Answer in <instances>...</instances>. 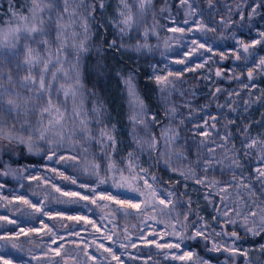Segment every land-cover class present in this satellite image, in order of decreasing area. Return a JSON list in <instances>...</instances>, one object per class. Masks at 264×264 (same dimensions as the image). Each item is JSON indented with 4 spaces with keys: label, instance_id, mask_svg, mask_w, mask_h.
<instances>
[{
    "label": "rangeland",
    "instance_id": "1",
    "mask_svg": "<svg viewBox=\"0 0 264 264\" xmlns=\"http://www.w3.org/2000/svg\"><path fill=\"white\" fill-rule=\"evenodd\" d=\"M156 1L151 0V4L141 12L138 0H127L134 23L131 28L122 31L124 25L120 22V0H104L103 9L100 8L99 0H84V7H77L80 0H74L72 6L76 8V15L72 19L76 23L67 29L62 38L66 47H63L59 55L63 67L59 82H64V72L69 74V83H74L75 77L79 75L82 84L79 91L82 96L78 95L77 104L82 103V115L87 113L89 130L94 137L90 142L81 140L79 121L72 116L71 98L65 105L67 115L63 141L51 132L48 136L52 143L38 138V113L25 116L22 112L18 115L15 111H6L9 107L6 103L8 94L13 97L17 94L20 97L31 94L20 87L23 77L28 73V67L23 65L24 44L28 43L36 48L41 55H45V46L22 38L16 49L11 50L19 52L18 57H13L9 49H0V93H4L5 101L0 105V127L16 137L13 139L16 141H19L20 136L27 140V130L30 128L33 132L31 153L42 161L35 170L25 173L23 171L28 165L25 161L15 166L12 170L14 175L18 177L24 173L23 180H17L15 185L0 182V217H4L0 219V235L15 237L19 226L28 225L35 230L27 235H20L18 239L0 240V245L6 246L0 251L10 256L16 264H116L97 245L111 248L120 257L121 264H176L174 260L156 263L154 260L164 258L167 253H157L155 245L145 244V241L152 243L151 240L156 239L147 237L150 236L147 231L150 228L146 227L145 215H151L149 210L136 218L132 215L127 219L121 215L112 218L107 209H101L90 201L80 200L78 196L61 195V192H77L91 197V192L79 187L80 184L95 186L96 183V176L84 170L83 160L95 157L96 162L101 164L100 175L105 174L108 162L96 143L100 129L105 126L110 129L115 126L117 151H108L118 167L124 168L127 163L124 157L128 152L135 151L138 163L149 169V179L154 174L158 181L156 186L162 192L171 190L176 193L174 202L180 200L176 210L171 215L162 214L163 218H167L175 226V231L186 235L190 229L192 235L197 227H201L205 233V237H199L196 241L184 240L179 250L172 249L168 254L181 255L188 250L197 257L208 260L209 264H232L237 260L236 256H232L231 262L227 258L211 261L200 255L195 248L184 246V243L190 242L201 247L206 245L209 250L215 243L218 250L211 251L215 257L236 249L238 253H245L239 264H264V231H259V217L251 216L252 211H260L257 206L259 201L256 197L243 194L238 197L234 189L229 188L232 195L226 203H221L220 196L215 194L216 188L210 184L215 180L218 187L234 185L237 182L233 180L235 175L253 184L257 196L264 197V186L255 179V169L264 167V164L260 162L256 149L245 147L253 138L264 137V83L257 80L259 76L264 77V72L256 70L251 81L247 75L249 70L256 67L264 52L249 49L253 56L248 57L247 61L243 58L242 49L238 52L242 57L240 60L232 55L240 48L237 40L250 44L259 39V33L264 32V10L259 7L257 0H212L211 7L208 0H199L195 6L189 1L190 11L186 18L180 21L173 16L168 18V30L182 28L185 31L183 34L169 31L165 39L166 51L160 55L159 61V56L153 50L148 25L149 15L154 10ZM57 2L59 7L51 10V17L44 15L45 28L51 27V30L43 38L50 40L53 62L57 59V47H61L56 41L55 20L57 12L63 13V0ZM49 19L52 21L51 26L48 24ZM83 20L88 24L87 33L81 27ZM185 20L188 22L185 23ZM64 21L69 22L67 15H64ZM197 22L214 31H198ZM72 33L76 35L73 36ZM193 40L211 47L212 51L196 48L191 43ZM81 41L84 42L85 50L78 52L73 45H79ZM190 49L195 50L189 54ZM177 60L185 62L178 64L175 62ZM17 64L21 67H17ZM197 64H202L203 67L197 68ZM190 68L195 71H190ZM39 71V67L33 69L37 77ZM217 71L221 72V77L216 76ZM169 72L177 74L178 78L168 77L171 84L157 85L155 77L167 76ZM48 78H51L50 73ZM129 80L144 104L143 119L147 127L140 123L134 125L130 119L133 112H139L140 109L132 103L129 96L126 83ZM53 97L59 103H65L62 93L53 92ZM145 97H150L153 104ZM94 108H100L98 115L93 112ZM212 117L216 119L213 120ZM169 129L177 136L173 149L179 154V158L172 155L171 167L165 162L167 156H161V153L172 151L163 138L164 132ZM204 131L211 135L203 137L201 133ZM69 136H73L72 141L68 139ZM134 137L148 142L155 137V149L149 143L137 145ZM201 140H205V143L201 144ZM21 144L28 149L26 143ZM209 149L214 151L210 152ZM69 155L77 159H60ZM49 157L53 158L52 163L46 162ZM233 158L239 161V167L233 164ZM187 169H191L195 178L205 180V183L198 184L195 178L186 179L179 175L180 170ZM59 173L70 179H63ZM72 178L76 180V184L71 183ZM57 187L61 192L55 190ZM101 188H109L115 192L110 189V184L102 185ZM20 198L28 199L41 207V212H35L33 208L23 204ZM237 200L242 202L237 204L234 202ZM40 201H43L42 206ZM237 207L240 209L239 216L235 211ZM218 210L220 213L227 211L228 216L218 214ZM44 212L49 215H44ZM185 214L188 216L187 221L184 220ZM67 215L81 216L84 219L68 220L64 218ZM245 215L248 216L246 225ZM229 219H234L236 223H228ZM9 220L15 223H9ZM253 221L257 223L254 224ZM184 224L188 225L187 231L183 228ZM249 228H256L257 234L253 235L248 231ZM162 229L163 227L156 225L154 231ZM232 232H236L237 236L233 238ZM155 242L180 243L174 235ZM13 243L20 245L22 250L18 252L12 249ZM59 245H63L61 256L48 251ZM226 248L229 250L225 251ZM85 251L93 257L92 260L84 254ZM69 254L74 259H69ZM31 255L39 259L30 260ZM195 259L193 257V261ZM193 261L187 264H193Z\"/></svg>",
    "mask_w": 264,
    "mask_h": 264
},
{
    "label": "snow or ice",
    "instance_id": "2",
    "mask_svg": "<svg viewBox=\"0 0 264 264\" xmlns=\"http://www.w3.org/2000/svg\"><path fill=\"white\" fill-rule=\"evenodd\" d=\"M32 7L30 9V16H22L20 17V20L22 21L21 24H19L15 28H9L7 31L0 30V49H9L14 50L16 49L17 43L23 38L25 40L31 39L37 44H43L45 55H41L39 51H37L36 48L31 47L28 43L24 44V51H23V65H26L28 67V73L25 75L22 79V82L20 83V87L26 89L30 95L27 97H20L19 94H17L15 97H13L11 94H8V99L6 101L7 105L9 106L6 111L12 112L15 111L18 115L22 114L27 116L29 113H38L37 117V123L39 127L36 129V132H38V138L40 140H48L49 143H52L53 141L49 138L48 133H52L55 136H59L60 140H64V123L66 121V103L69 98H71L73 102V109H72V116L74 120L79 121V129L82 133L81 140L90 142L93 140V135L91 134L89 130L88 125V119H87V113H84L82 115V103L77 104V97L82 96V93H80V88L82 87V84L80 82L79 75L75 77L74 83H69V74L67 72H64V82H59L60 77L59 74L63 72L62 67V61L59 59V55L63 50V47H66L64 44V40L62 38L65 37L66 31L68 28L72 27L76 23L74 19H72L76 15V8H74L72 5L74 3V0H63V13L57 12L56 20H55V30H56V41L61 45V47H57L56 50V56L57 59L55 62H53L52 59V52L50 47V40L44 39L43 37L48 34V32L51 30V27L48 29L45 28L46 21L44 19V15L47 14L49 17H51V10L54 8H58L59 4L57 0H31ZM181 4H187L188 0H180ZM209 7L212 6V0H208ZM139 9L141 12L145 9L147 5L151 4V0H138ZM100 8L103 9L105 7L104 0H99ZM120 11L119 15L122 17V20L120 21L124 25V29L131 28L134 23V16L131 11V8L129 7V4L127 3V0H120ZM77 7H84V0H80ZM255 12V9H253V13ZM91 13H89L90 15ZM14 15H16L14 13ZM64 15H67L69 17V22L65 23L64 21ZM243 19V17H241ZM188 21L185 20V23ZM51 19H49L48 24L51 26ZM197 30L198 31H214L213 28L208 27L204 24H201L197 22ZM81 27H83L85 33H87L88 30V24L86 20H83L81 22ZM169 31L173 33H184V29L182 28H170ZM73 36L76 35V33H72ZM259 36L261 38H264V32L259 33ZM193 45L196 46L198 49H203L206 52L212 51L211 47L206 46L204 43H198L196 40H193L191 42ZM236 43L240 46L239 49L234 51L232 53L233 56L237 60H240L242 57L238 54V52L242 49L244 56L243 58L245 61H247L248 57L253 56V53L249 51L250 48H254L258 44L264 43V39H257L254 40L252 43H245L242 40H237ZM77 48L78 52H82L85 50L84 42L81 41L79 45H73ZM195 49H190L189 54L192 53ZM11 55L13 57H18L20 55L19 52L11 51ZM223 59V57H222ZM178 64H183L184 60H177L175 61ZM57 65H60L57 67ZM78 66V64H77ZM17 67H21L20 64H17ZM39 67V75L38 77L34 74L33 69ZM197 68L203 67L202 64H197ZM54 69V70H53ZM190 71H195V69H189ZM256 70H259L261 72H264V56L259 58V62L256 64V67L254 69H251L248 71V79L251 81L254 78V72ZM51 74V78H48V74ZM177 76V74L169 72L167 76H156L155 80L157 85H169L172 83V81L169 80L168 77ZM217 77H221V72H216ZM178 78V76H177ZM9 82H11V77H9ZM57 83L59 86L57 87ZM128 85V92L129 96L131 97L132 103L137 105L139 107V112H133L130 119L132 120L133 124L136 123L144 124L145 127L147 125L145 124V121L143 119L144 116V104L139 99V97L136 95L135 89L133 85L131 84V81L126 82ZM245 87H248V85H245ZM217 91H220V89H217ZM53 92L60 94L62 93L65 98V103L61 104L58 102L57 99L53 97ZM4 93H0V105L5 103L3 100ZM22 101V102H21ZM174 111V109H173ZM93 112L97 115L100 113V108H94ZM213 120L216 119V117H212ZM99 122V121H98ZM207 124V121L205 122ZM229 123H232V121H229ZM215 127V125H213ZM28 137L27 140H25L24 136L18 137V140L20 143H26L29 151H32L33 145H32V139H33V132L29 128L28 130ZM247 131V128L245 129ZM115 132V126H113L111 129L107 126L102 127L99 132V137L96 138V143L100 146L101 152L104 153V159L107 160V167L104 169V175L101 176V164L96 162V158L93 157L91 160L84 158L83 160V167L86 172H88L90 175L96 176V183L95 186H89L85 184H80L79 187H83L87 190V192H91V197H89L86 193L85 194H79L77 192H61L60 188H56L55 190L57 192H61V195L68 196V197H77L80 200H87L90 201V203L96 205L97 207H100L101 209H107L109 217L114 218L117 215H121L123 218L127 219L130 217L133 213H136L139 217L140 215H145L147 210L149 208L155 209L157 205L160 206V212L163 213L165 210H168L169 213L174 212L176 210V206L178 203H180V200L177 199L175 202L173 200V197L176 196V193L169 190L166 193L162 192L156 185L158 183L156 176L153 174L151 175V178L149 179V169L142 167L138 163V155L135 151L128 152L127 156L124 157V160L127 161L124 168H120L117 166L116 161L112 159L111 153L108 151L111 149V152L117 151V140L114 135ZM201 135L205 138L209 137L211 134L207 131H204L201 133ZM73 136H75V132L73 133ZM73 136H69L68 139L70 141L73 140ZM9 139L10 141L16 137H13L7 133V130L5 128L0 127V139ZM163 138L165 139V143L169 146L172 151L167 153H161V156H167L166 163L171 167V158L172 155H176L177 158H179V154L175 153V150L173 149V146L175 145L177 136L172 134V130L169 129L164 132ZM134 139H136L134 137ZM221 139H225V137H221ZM137 145L142 146L144 143H149V146L153 149L156 147V139L155 137L152 138L150 142L148 141H142L140 139H136ZM201 144L205 143V140H201ZM248 149H256L258 153V157L260 159V162L264 164V137L261 138H253L250 143H247L245 145ZM85 152L87 149L84 150ZM209 151H214L213 149H209ZM51 159V157H49ZM60 159H67V160H74L77 159L76 157H73L71 155L67 157H60ZM209 161V165H210ZM233 164L236 167H239V161L233 158ZM175 170V169H173ZM205 171L207 169L205 168ZM255 179L264 186V167H257L255 169ZM63 177V179L68 180L70 179L67 176H63V173H59ZM179 175L184 176L186 179L188 178H195V173L191 171V169L187 170H180ZM196 183L198 184H204L205 180L195 178ZM233 180L237 181L234 185L229 184L228 187H218V182L213 180L210 182L211 186L213 188H216V195L220 196L221 203H226L228 198L232 195L231 192H229V188H233L235 191L236 196L247 195L249 197H256V200L259 201L258 207L260 208V211H252L251 216L252 217H259L258 220V228L259 231H264V197H258L257 193L254 191V185L245 182L243 179L238 178L237 176H233ZM142 182V186H141ZM71 183L76 184V180L74 178L71 179ZM110 189H114L115 192L109 190V188H101L102 185H109ZM2 187V186H0ZM98 189H100L98 191ZM119 193H125L126 195H120ZM207 198V194H206ZM21 202L25 205H27L30 208H33L35 212H41V207H38L36 204H33L28 199L20 198ZM105 202V203H98ZM74 201H65V203H72ZM237 204H240L242 201H234ZM256 201H254L255 203ZM190 203V202H189ZM39 204L42 206L43 201H40ZM114 205V207H112ZM248 207H251V205H247ZM190 211V209H189ZM236 215H240V209L239 207L236 208ZM44 215H49L48 212H44ZM218 214H222L223 216L227 217L228 212L225 211L223 213H220L218 210ZM57 215H62L61 213H57ZM177 216H179V213H177ZM65 219L68 220H81L84 219L81 216H73V215H67L64 216ZM0 219H4V217H0ZM147 219L154 220L156 222H163L160 220H156L155 216H147ZM200 220H203L202 217L199 218ZM184 220H188V216L184 215ZM9 223H15V221L9 220ZM228 223L235 224L236 221L234 219H229L227 221ZM86 223H92L91 221H86ZM244 223L245 225L248 223V216L245 215L244 217ZM254 224H256V221H253ZM223 226V225H222ZM93 227L95 225L93 224ZM167 227V224H166ZM204 227H207V225H204ZM183 228L185 231H187L188 225L184 224ZM35 231L34 229H28L25 230L23 228L20 229V232L16 234L15 237L12 236H4L0 235V240H11V239H18L20 235H27L29 232ZM99 231V229H97ZM248 231L252 232L253 235L257 234L256 228H249ZM49 232H51V229H49ZM176 237L180 243H165L160 244L155 241H152V243L155 245V247L159 249H177L179 250L181 247V243H183L186 239H192L195 240L198 237H205V233L203 232L201 227H197L195 229L194 234L191 236H186L181 232L175 231V226H173V232L171 233ZM225 235H228V233H224ZM216 235H220V233H216ZM53 236L55 234L53 233ZM231 236L236 237V232H232ZM110 240L111 237H108ZM55 239L53 240V243H55ZM145 243H148V241H145ZM5 245H0V250L4 249ZM99 248H103V251L107 252L113 260L116 261V264H121L120 257L117 256L115 253H113L111 248H104L103 245H97ZM12 249L17 250L18 252L21 251L20 245L13 243L11 245ZM61 248H63V245H59L57 248L52 249L49 248V252H54L56 256H61ZM218 250V247L215 243L212 244V247L209 249V251H216ZM229 249H225V251H228ZM233 254H240L245 255V253H238L236 249H231ZM86 256H88L89 260H92L93 257L90 256L86 251L84 253ZM166 258H167V254ZM193 257H196V259L193 261ZM69 259H74V257H71L69 254ZM173 260H179V261H193V264H209L208 260L201 259L200 257H197L195 253L191 251L183 252L181 255H172L171 257ZM39 259V257L35 255L30 256V260H36ZM0 264H16V262L10 257L4 254L3 251H0ZM147 264V262H145Z\"/></svg>",
    "mask_w": 264,
    "mask_h": 264
},
{
    "label": "trees",
    "instance_id": "3",
    "mask_svg": "<svg viewBox=\"0 0 264 264\" xmlns=\"http://www.w3.org/2000/svg\"><path fill=\"white\" fill-rule=\"evenodd\" d=\"M189 1L195 6L199 0H188L187 4H181L180 0H157L156 6L152 13L149 15L148 25L150 38L153 44V50L156 51L158 60L161 61L160 55L165 53L167 36L169 34L168 18L175 17L178 21L186 18L185 16L189 14L190 5ZM258 5L262 10H264V0H257ZM32 7L31 0H0V30L7 31L9 28L17 27L22 23L20 17L30 16V9ZM14 13L16 15H14ZM259 39H264L259 37ZM251 51L264 52V43L256 45L254 48H250ZM258 82L264 83V77L259 76ZM142 83H144L142 81ZM145 84V83H144ZM147 100H152L150 97H145ZM153 104V102H152ZM22 161H25L26 165L25 170L23 171H33L36 167L42 163L39 157H35V154L31 153L23 144L16 140H9L7 138L0 139V182L6 185H15L17 180H23L21 173L18 177L13 174V169L15 166L19 165ZM47 163H52L53 158L47 159ZM223 228V227H222ZM223 231V230H222ZM192 231L190 229L186 233V236H191ZM234 238V237H233ZM187 239L188 241H196ZM194 243H184L185 247L195 248L196 251L210 259L211 261L219 260V258H227L231 262L232 256H236L232 264H239L242 261V255L233 254L232 251L228 253H222L219 256L215 257L211 251L208 250V247L205 245L201 247L199 245H193ZM17 255V254H16ZM21 255H18L20 257Z\"/></svg>",
    "mask_w": 264,
    "mask_h": 264
},
{
    "label": "bare ground",
    "instance_id": "4",
    "mask_svg": "<svg viewBox=\"0 0 264 264\" xmlns=\"http://www.w3.org/2000/svg\"><path fill=\"white\" fill-rule=\"evenodd\" d=\"M62 172V170H61ZM160 207H156L155 209H148L149 213H151L150 216H155L156 217V220H160V221H163V222H156L154 220H151V219H146L145 220V223L147 224L146 227L150 228V230H147L149 233H150V236H147V237H150V238H153V237H156L155 240H151V241H161L163 238L165 237H169V236H172V230H173V226L171 225V222L169 220H167V218H163L162 217V214H167V215H171V213L168 212V210H165L163 213L160 212ZM133 217H138L136 213H133L132 214ZM148 215H145V217L147 218ZM140 217V216H139ZM166 224H167V227H166ZM40 228H42V222H40ZM156 225H159L161 227H163L162 230H158V232H155V226ZM23 228L25 230H28V229H31L28 225L26 226H19L18 229H17V232L19 233L20 232V229ZM147 245H151V246H154V244L148 242V243H145ZM162 244H165V243H162ZM157 253L160 252V251H164L165 253H167V258L166 256L162 259H160L159 257L154 260L156 263H160V262H165V263H169L170 261H172L173 259L171 258L172 255H176V254H168V252L172 249H159L157 248L156 249ZM188 251V250H185V252ZM176 261V264H187L189 263V261H179V260H174Z\"/></svg>",
    "mask_w": 264,
    "mask_h": 264
}]
</instances>
